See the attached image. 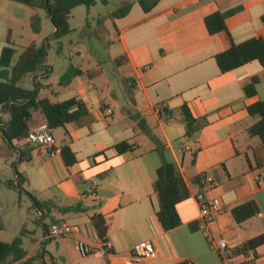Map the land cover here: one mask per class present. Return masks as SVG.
<instances>
[{
    "label": "crops",
    "instance_id": "crops-1",
    "mask_svg": "<svg viewBox=\"0 0 264 264\" xmlns=\"http://www.w3.org/2000/svg\"><path fill=\"white\" fill-rule=\"evenodd\" d=\"M139 1L119 0L120 9L129 5L128 12H112L117 45L123 53L116 64L128 68L131 76L125 79L130 87L121 93L112 91L97 103L90 93L95 86L92 90L81 86L69 98L84 100L87 115L62 128L65 139L61 142L56 140V129L51 131L60 151L63 144L69 145L77 162L68 167L61 153L50 158L38 146H32L37 148L34 157L24 149L28 143L13 142L9 151L0 147V154L6 155L4 163L0 161V181H5L9 171L15 181L20 180L31 209L44 224L43 237L46 223L33 208L31 196L50 203V215L57 214L51 222L78 226L79 232L69 238L75 248L78 241L100 242L91 220L103 215L112 249L108 254L98 253L107 264H228L227 254L239 264H264V245L255 252L233 255L244 242L264 233V145L247 134L257 121L247 108L264 100V67L251 62L222 73L215 56L230 47V40L223 32L210 34L204 21L215 12L237 8L226 20L233 42L264 38V0H159L148 13ZM15 6L10 0H0V53L8 34L15 47L16 29L40 35L41 10L19 14ZM253 77L259 82L255 95L248 97L244 87ZM107 87L112 90L109 83ZM48 89L58 96L51 86ZM183 107L194 119L208 123L193 139L185 135ZM106 109L113 111L112 117L105 116ZM8 120V114L0 113V126ZM122 141L132 148L120 154L115 146ZM196 148L200 151L192 162ZM166 162L178 166L188 190V197L177 205L181 225L169 231L157 218L154 191L156 170ZM32 175L38 188L32 186ZM200 175L211 176L214 185L209 189L200 185ZM202 191L222 201V209L209 226V239L199 229L194 200ZM248 199L256 201L260 212L237 225L231 209ZM76 204L85 211L65 212ZM42 239H33L29 251L23 248L26 256L15 264L40 255ZM220 239L227 241L226 251L219 249ZM142 241L154 244L155 259L134 257L132 249Z\"/></svg>",
    "mask_w": 264,
    "mask_h": 264
},
{
    "label": "trees",
    "instance_id": "trees-1",
    "mask_svg": "<svg viewBox=\"0 0 264 264\" xmlns=\"http://www.w3.org/2000/svg\"><path fill=\"white\" fill-rule=\"evenodd\" d=\"M33 9L43 10L51 20L54 31L50 40H61L69 36L74 30L71 28L70 20L73 10L79 6H85L88 10L96 6L98 2L106 4V0H10ZM159 0H140L139 4L143 11L148 13ZM129 5L119 9L120 14H125ZM238 9L224 12H215L205 17V26L210 34L223 32L230 40V47L218 53L215 61L222 73L232 71L251 62H257L264 67V38H250L236 44L233 42L227 27L226 20L234 15ZM264 22V17H263ZM17 50L14 47L10 35L6 39V45L0 53V113L8 114L9 120L0 126V147L5 142L13 149V142H28L29 132L42 123H46L51 131L64 128L66 124L76 121L87 115L88 109L84 100L75 96L64 101H52L46 95H41L36 78L41 76L47 78L52 72L46 64V43H31L23 48L14 64V56ZM28 74H35L33 88L21 87L19 82ZM41 74V75H40ZM80 69H70L62 79L63 84H69L77 76H81ZM258 77H253L245 85L244 90L248 97L255 95ZM46 88H50L47 86ZM251 117L257 121L250 125L247 134L251 138H257L264 145V100L256 102L247 108ZM41 119V122H39ZM182 119L184 122L185 135L193 139L198 131L208 123L206 120L194 119L186 107L182 108ZM132 148L128 141H122L115 146L118 153H123ZM200 150L196 148L192 153V162ZM61 155L65 164L70 167L77 162L75 153L69 145L61 146ZM10 189L22 188L20 180L0 181ZM154 191L157 199V218L166 231L181 225L177 205L188 197L182 173L175 163L166 162L156 170ZM33 208L41 212L42 220L51 213L50 203L39 201L31 196ZM85 208L80 204L69 206L65 212H84ZM260 212L259 206L253 199H248L231 209V215L237 225L255 217ZM41 221V219H40ZM92 224L98 238L106 242L108 224L101 214L92 217ZM53 223V222H51ZM45 224V230L48 227ZM21 240L16 238L12 242L0 241V264H15L23 260L26 252L21 246ZM264 245V233L247 240L233 251V255L247 252H255L257 248ZM27 263V262H26ZM23 263V264H26ZM22 264V263H21Z\"/></svg>",
    "mask_w": 264,
    "mask_h": 264
},
{
    "label": "rangeland",
    "instance_id": "rangeland-1",
    "mask_svg": "<svg viewBox=\"0 0 264 264\" xmlns=\"http://www.w3.org/2000/svg\"><path fill=\"white\" fill-rule=\"evenodd\" d=\"M119 0H107V3L98 2L96 6H79L73 10L70 20L71 28L74 30L69 36L61 40H50L54 27L46 13L41 10L42 18L39 21L40 35L36 36L29 30L16 29L14 42L17 50L14 56V64L23 48L33 42L38 44L46 43V62L52 72L47 78L39 76L36 83L41 95L47 94L50 100H65L77 94L81 86L92 90L93 102L105 100L106 96L115 91L121 93L125 87H130L126 82V77H130V72L124 65L118 66L116 60L122 56V50L117 45V34L113 26L112 12L119 11L117 5ZM16 13L22 14L31 11L32 8L15 3ZM41 22V23H40ZM38 24V23H37ZM20 35V36H18ZM80 69L81 76L71 80L69 84H63L62 79L70 69ZM98 68V70H97ZM97 70V71H96ZM35 74L26 75L20 82L21 87L32 89ZM110 84L112 90L107 87ZM51 86L58 96H54ZM113 102L111 99L109 100ZM56 140L61 142L65 139L62 128L56 129ZM1 150L6 152L7 144L1 143ZM32 144L24 147L28 155L36 156L37 148ZM9 151V150H8ZM6 155L0 154V161L4 163ZM189 159V153L187 154ZM34 162V161H33ZM31 162V164H33ZM187 168L192 169L190 162ZM5 180L15 181L12 171ZM32 186L38 188V183L31 176ZM32 203L28 193L20 187L10 190L4 184H0V241L12 242L16 238L21 240V246L25 250L33 247V239L43 238L44 224L38 221L37 214L31 209ZM57 214L49 215L44 219L46 224L55 220ZM40 255L33 257L26 264H107L102 260L101 253H95L87 257H82L68 237H59L46 241L39 247Z\"/></svg>",
    "mask_w": 264,
    "mask_h": 264
},
{
    "label": "built area",
    "instance_id": "built-area-1",
    "mask_svg": "<svg viewBox=\"0 0 264 264\" xmlns=\"http://www.w3.org/2000/svg\"><path fill=\"white\" fill-rule=\"evenodd\" d=\"M104 114L106 117H112L113 111L111 109H106ZM161 115H164L163 111ZM28 142L33 146H38L45 150L50 158H54L61 153L60 149L55 144L51 129L46 123L38 125L29 132ZM185 148L188 149V146ZM198 183L209 189L214 185V180L211 176L200 175L198 177ZM194 200L199 211V229L203 232L205 237L209 239L211 238L209 226L214 222L216 216L222 209V201L216 197H208L204 191L197 193L194 196ZM78 232V226L53 222L46 228L42 241L46 242L59 237L71 238ZM218 247L221 251H226L227 241L225 239H220ZM76 249L82 257H87L98 252L108 254L111 252L112 245L108 240L106 242L100 240L98 244H86L78 241L76 243ZM132 254L134 257L143 260H151L157 257L156 248L150 241L137 243L132 249ZM229 255L230 254H227L228 264H239L238 262L232 261Z\"/></svg>",
    "mask_w": 264,
    "mask_h": 264
}]
</instances>
